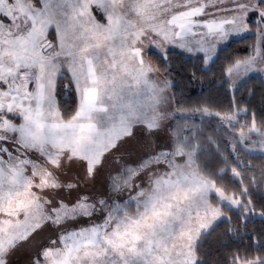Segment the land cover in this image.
Here are the masks:
<instances>
[{
    "label": "snow or ice",
    "instance_id": "1",
    "mask_svg": "<svg viewBox=\"0 0 264 264\" xmlns=\"http://www.w3.org/2000/svg\"><path fill=\"white\" fill-rule=\"evenodd\" d=\"M0 264H264V0H0Z\"/></svg>",
    "mask_w": 264,
    "mask_h": 264
}]
</instances>
